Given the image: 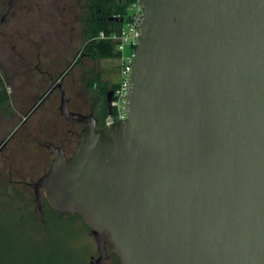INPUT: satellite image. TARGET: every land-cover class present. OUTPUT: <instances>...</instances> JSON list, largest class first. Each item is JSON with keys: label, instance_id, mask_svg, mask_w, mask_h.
Segmentation results:
<instances>
[{"label": "water", "instance_id": "95a60500", "mask_svg": "<svg viewBox=\"0 0 264 264\" xmlns=\"http://www.w3.org/2000/svg\"><path fill=\"white\" fill-rule=\"evenodd\" d=\"M140 7L127 118L99 128L62 91L87 125L70 157L47 146L36 200L83 218L90 264L108 241L122 264H264V0Z\"/></svg>", "mask_w": 264, "mask_h": 264}, {"label": "rangeland", "instance_id": "374dc122", "mask_svg": "<svg viewBox=\"0 0 264 264\" xmlns=\"http://www.w3.org/2000/svg\"><path fill=\"white\" fill-rule=\"evenodd\" d=\"M73 6L77 12L76 0ZM61 12L62 9L59 10V16ZM127 13L126 8L125 15ZM70 28L71 25L60 31L59 35L52 26L44 28L39 33L42 36L32 34L33 37L42 39L41 46L35 49L41 56L43 67L55 63L57 70L61 71L83 49L85 39L77 36ZM30 34L28 31V38ZM57 39L61 40L59 44L55 43ZM100 70L104 77L111 81H107L108 85L119 82L117 59H102ZM70 75L78 76L79 71L75 68ZM30 76L27 75L28 113L31 105L43 93V90L37 87L32 89L35 82L29 79ZM81 96L82 91L76 92L75 97L82 100ZM91 99L96 100L94 94ZM59 105L60 95L55 93L28 117L24 148L16 138L6 149L5 158L0 159V166L5 167L13 179H18L19 173H23V179L27 182L14 185L7 179L0 183V211L4 213L3 217L0 215V229L2 227L11 239L7 244L8 248L11 246L19 254L18 264H90L92 257L99 256L91 229L83 218L77 213L58 214L50 210L43 196L39 206L29 184L44 175L51 166L53 156L44 145L47 141L58 140L48 134V129L57 127L60 136H64L70 129V125L59 113ZM80 108L85 113L89 112L88 106ZM6 174L5 177L8 178L9 174ZM103 264H122L113 247L107 248Z\"/></svg>", "mask_w": 264, "mask_h": 264}, {"label": "flooded vegetation", "instance_id": "af4514ba", "mask_svg": "<svg viewBox=\"0 0 264 264\" xmlns=\"http://www.w3.org/2000/svg\"><path fill=\"white\" fill-rule=\"evenodd\" d=\"M74 2L75 0H0V159L5 158L6 149L16 138L24 148L28 117L55 93L60 95V104L64 91L70 110L86 115L93 114L98 120V127L102 123L101 110L105 104L107 106V93L110 90L114 92L113 86L117 83L108 85L104 96L105 85L110 80L105 78L100 70L101 60L91 57L83 47L63 70L58 71L55 63L43 67L41 56L35 49L41 46L42 39L33 37L32 34L42 36L39 33L46 27L52 26L59 35L60 31L71 25L70 29L77 36L85 39L84 29L89 23L91 0H76L77 12L74 11ZM60 9L62 12L59 16ZM28 31L31 32L29 38ZM60 42L59 39L55 41L56 44ZM75 68L79 71V75H70ZM28 74L31 75L29 79L35 82L32 89L37 87L43 90L31 105L29 113L27 112ZM80 91L83 92L82 100L75 97L76 92ZM93 94L96 100L91 99ZM47 95L48 97L43 100ZM81 106H88L89 112L81 111ZM61 117L67 121L70 129L64 136H60L57 127H50L48 134L58 141H47L44 146L49 152L47 148L49 144L60 146L66 156L70 157L79 141V133L87 124L70 123L64 116ZM6 173L9 174L8 178L5 177ZM23 175L19 173L18 179H13L11 173L0 166V183L8 179L10 184H27ZM32 183H29L30 187ZM109 246L113 247L108 241L107 248ZM96 258L98 257H92V259ZM104 261L105 259L101 264Z\"/></svg>", "mask_w": 264, "mask_h": 264}, {"label": "built area", "instance_id": "2783aa9c", "mask_svg": "<svg viewBox=\"0 0 264 264\" xmlns=\"http://www.w3.org/2000/svg\"><path fill=\"white\" fill-rule=\"evenodd\" d=\"M141 0H133L127 7L128 13L122 19L123 25L118 30L100 32L94 40L108 41L114 45L119 62V82L114 89L112 110L105 119V125L127 118V98L130 92V77L133 71L136 50L140 37L142 21Z\"/></svg>", "mask_w": 264, "mask_h": 264}, {"label": "trees", "instance_id": "16d2710c", "mask_svg": "<svg viewBox=\"0 0 264 264\" xmlns=\"http://www.w3.org/2000/svg\"><path fill=\"white\" fill-rule=\"evenodd\" d=\"M133 0H91L90 3V18L89 23L84 29L85 44L84 51L89 53L91 57L102 59H117L114 45L108 41H96V37L100 32H109L111 30H118L123 23L121 21H111V16H124L127 6ZM117 84L113 87L116 88ZM108 90V84L105 85L104 96ZM109 114V109L104 105L101 110L102 123L100 127L105 126V119ZM44 200L50 207L45 196ZM50 210L54 211L51 207ZM56 212V211H54ZM58 214H64L59 213ZM3 211H0V215L3 217ZM66 214V213H65ZM78 214V213H77ZM1 218V217H0ZM11 241L6 235L5 231L1 227L0 229V264H18L19 254L15 252L11 246L8 248L7 244ZM33 241L35 239L33 238ZM38 259V258H37ZM27 262V261H26Z\"/></svg>", "mask_w": 264, "mask_h": 264}]
</instances>
